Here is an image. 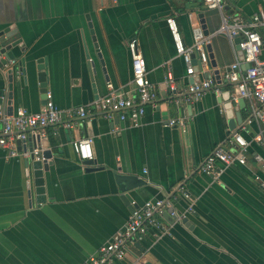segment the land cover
I'll return each instance as SVG.
<instances>
[{"label":"crops","instance_id":"1","mask_svg":"<svg viewBox=\"0 0 264 264\" xmlns=\"http://www.w3.org/2000/svg\"><path fill=\"white\" fill-rule=\"evenodd\" d=\"M259 10L264 11V0H229L222 14L206 9L201 0H0V33L8 29L12 34L0 43V49L8 48L0 59L13 55L0 69V111L12 116L44 106L39 61L46 95L60 111L55 126L27 133V152L29 140L33 150L52 154L40 204L26 171L29 152L23 154L15 134L4 133L0 121V264H85L122 228L130 207L158 200L170 201L178 218L173 224L161 218L164 233L149 230L124 259L110 264H264V188L259 182L264 183V173L252 159L254 153L264 157V149L252 141L246 165L229 167L218 180L200 170L214 148L228 146L233 133L247 140L259 135V124L248 123L250 103L232 101L233 86L221 80L235 57L241 59L218 33L222 16L249 19ZM200 14L215 66L187 77L165 20H175L188 46L193 29L204 32ZM260 34L264 39V31ZM133 38L157 92L137 126L119 121L116 112L104 117L106 111L94 104L106 94L108 82L126 96L135 95L127 48ZM261 52L263 57L264 47ZM6 69L13 75L11 114ZM168 69L179 104L164 85ZM214 72L220 76V95L209 90L198 100L183 99L189 84L213 79ZM228 102L231 115L226 114ZM78 108L85 109V117L70 113ZM83 136L92 139L91 171L72 147ZM3 142L10 146L2 147ZM10 150L16 155L10 157ZM119 175L143 183L122 192Z\"/></svg>","mask_w":264,"mask_h":264},{"label":"built area","instance_id":"2","mask_svg":"<svg viewBox=\"0 0 264 264\" xmlns=\"http://www.w3.org/2000/svg\"><path fill=\"white\" fill-rule=\"evenodd\" d=\"M201 3L206 9L220 14L223 13L226 6V0H201ZM165 22L175 54L185 65L186 76L194 77L200 71L207 69L209 60L206 47L209 40L203 36L201 30L199 28L193 29V43L187 46L181 39L175 20L167 18ZM260 31H264L263 10L253 13L249 19L237 18L229 21L222 16V25L218 33L228 38L233 49H235L233 40L239 38L238 45L244 53V57L242 60L235 57V61L225 70L221 80L233 86L232 101L237 102L242 99L250 103L251 118L248 123L252 119L259 124L260 130L259 135L249 140L245 139L241 133L235 132L229 139L227 147H216L211 151L204 159L200 170L213 180H218L229 167L234 165L245 166L249 145L252 141L264 149V56H261L264 39ZM127 48L131 58L132 83L135 86V95L126 96L120 90L114 89L112 84L108 82L106 83V94L94 101V104L97 109L106 111L104 117L110 119V112H116L119 121L130 120L131 124L137 126L144 114L145 105L154 104L157 99V92L146 77V64L138 52L137 40L131 39ZM192 55H195V64H193ZM164 85L172 96L176 95L177 86L169 69ZM209 90L217 95L221 94L220 85L216 83L214 78L194 81L188 85L187 93L183 99L186 101L198 100ZM46 96V103L36 113L21 112L17 115L6 116L0 111L3 132L6 134L14 133L16 140L25 141L30 130L55 126L60 121V111L50 100V96ZM180 99L174 96L171 100L179 104L181 103ZM70 113L81 118L86 116L84 108L72 110ZM174 123L175 120L169 121L170 125ZM1 145L8 147L10 143L3 142ZM91 145L92 139L88 136H83L72 142L73 150L79 162L92 159ZM8 154L10 157L16 155L12 150ZM23 154L27 156L28 152H23ZM38 154H40L38 150L32 151L33 156ZM252 159L264 173V157L254 153ZM255 180L259 181L257 177ZM259 182L260 186L264 188V183ZM171 206L168 200H158L147 201L142 207L134 209L122 228L115 233L111 240L99 247L96 254L88 258L85 264H110L113 261H120L127 255L129 247L141 240L149 230L164 233L165 226L161 221V213ZM171 216L178 218L174 211Z\"/></svg>","mask_w":264,"mask_h":264},{"label":"water","instance_id":"3","mask_svg":"<svg viewBox=\"0 0 264 264\" xmlns=\"http://www.w3.org/2000/svg\"><path fill=\"white\" fill-rule=\"evenodd\" d=\"M229 3V0H226ZM227 8V7H226ZM200 23L201 26L204 30V32L202 33L203 36L207 35V31L205 29V24H204V19H203V15L200 14L199 15ZM12 36L10 30L6 29L2 34L0 33V43L2 44V42L4 41V39H9ZM239 38H235L233 40L234 43V47H235V51L237 56H239V58L242 60L244 57V53L240 50L239 47ZM10 42V41H9ZM7 43V44H3L2 47H5L6 45H10L11 43ZM6 49L8 48H1L0 49V55H3L6 52ZM206 51H207V55H208V60H209V65L211 67L215 66V62L213 60V56L211 54L210 51V45H207L206 47ZM193 58V64L196 63L195 60V55H192ZM11 59H13V55L11 53H8L7 56L4 59H0V69L4 70L5 67L8 66L9 62L11 61ZM40 65H38L36 68L39 71V73L37 74V78L38 81L40 83V93L43 95V98H46V83H45V71H44V66L41 65V61L38 62ZM5 78L7 81V86H6V90H7V112L8 114H11V98H12V79H13V75H12V70L11 69H6L5 71ZM214 79L216 80L217 84H220V76L217 72H214ZM228 96V95H227ZM46 103V99L44 100V104ZM243 103L242 100L238 101V104L241 105ZM231 103L228 102L225 105V109H226V114L227 115H231L232 111H231ZM236 123L240 124L241 123V118L239 115L236 116ZM44 129V128H43ZM43 143L44 147H46V140H43L41 142V144ZM19 146L22 145L23 151L27 152V146H26V140L25 141H19L18 142ZM28 152L30 153L29 157L27 159H25V166H26V171L27 174H31L32 178H33V184L35 186V194H36V201L37 203H42L44 201V180H43V173L46 172L48 170V166L50 165V159H51V152L49 150L43 151L40 154H38L37 156H33L32 155V151L34 149V146L32 145V142L29 143L28 140ZM37 158V159H36ZM94 163L93 160H84L82 162V164L84 166H86L85 170L86 171H91L94 170V168L92 167V164ZM116 181L118 183V185L120 186V190L122 192L125 191H129L131 189H133L135 187L136 184H142L143 182L140 181H136L135 177L133 176H122L119 175L116 177ZM122 200L125 202V204L129 203V199L126 196H122ZM134 210V207H130V211L132 212ZM174 211V209L168 208L165 211H163L161 213V218L168 224H173L175 221V217L171 216V213ZM183 223H186V219L184 218L182 220ZM145 264H151L150 262H146Z\"/></svg>","mask_w":264,"mask_h":264}]
</instances>
